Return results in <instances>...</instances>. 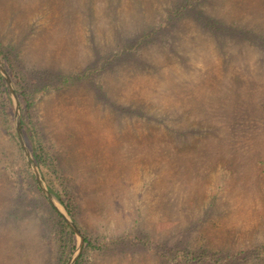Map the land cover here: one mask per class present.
<instances>
[{
  "label": "rangeland",
  "instance_id": "1",
  "mask_svg": "<svg viewBox=\"0 0 264 264\" xmlns=\"http://www.w3.org/2000/svg\"><path fill=\"white\" fill-rule=\"evenodd\" d=\"M0 46L94 244L82 264H178L177 249L264 264V0H0ZM14 113L0 264H58Z\"/></svg>",
  "mask_w": 264,
  "mask_h": 264
},
{
  "label": "trees",
  "instance_id": "2",
  "mask_svg": "<svg viewBox=\"0 0 264 264\" xmlns=\"http://www.w3.org/2000/svg\"><path fill=\"white\" fill-rule=\"evenodd\" d=\"M180 9L179 8L175 9V12L177 13L181 12ZM207 21L215 24L218 23L217 20H214L212 18H207ZM219 26L220 28L222 27V25ZM0 51L4 63L6 65V68L9 71L10 75L12 76L14 85L16 87L19 96L21 109H22V127L26 141L34 155V158L38 166L40 167L48 183L50 191L65 205V207L67 208L73 219L76 221L75 212H74L75 205L72 201V198L69 195V192L66 191L63 182L62 181L57 182L53 178L52 164L50 163L47 153L43 148L40 135L38 134V131L36 130L33 121L31 120V106L33 100L29 98V94L24 89L20 81V78H18L13 68V64L8 60L5 50L1 46H0ZM0 109L7 117H11L12 114L14 113V107H13L12 99L10 97V91L4 77L1 74H0ZM8 132L13 137L17 138L15 126L11 120L9 121ZM30 173L34 181L36 182V186L38 190L41 192L43 197L47 199V197L39 187L35 175L32 172ZM49 205L51 207V211L49 212L50 219L53 220V218H56L57 216V220L54 221V228H53L56 229L54 230L56 235L52 236V239L50 241L51 248L54 245H58V247L60 248L59 249L60 256H59L58 264H65L67 257L71 254L72 250L75 247L74 231L69 226L67 221L63 218V216L50 203ZM18 212L19 210L15 206L10 207L9 212H7L3 217L4 222L11 220L12 218L10 217L12 216H14L15 218H19L20 214H18ZM13 229L14 228H11L10 232L8 233L13 235L16 232V231L14 232ZM52 232L53 231H51L50 234H52ZM88 247H94V244L89 239V237L85 235L84 249ZM257 254L260 256H264V246H260L258 248ZM172 255H173V259L178 264H223L227 261L224 258H222V256H220L218 253L207 252V251H199L198 253H193L192 251L189 250L177 249L173 251ZM76 264H82L81 258L77 260Z\"/></svg>",
  "mask_w": 264,
  "mask_h": 264
},
{
  "label": "water",
  "instance_id": "3",
  "mask_svg": "<svg viewBox=\"0 0 264 264\" xmlns=\"http://www.w3.org/2000/svg\"><path fill=\"white\" fill-rule=\"evenodd\" d=\"M0 72L3 75V77L6 79L7 85L9 86L10 89V95L14 104L15 108V113H14V121L16 125V130H17V135L20 141V144L23 148L24 154L26 156V159L28 160L30 167L32 171L35 174V177L37 179L38 185L42 189V191L45 193L47 196L48 200L52 204V206L63 216V218L67 221V223L70 225V227L73 229L77 236V243L75 246V249L73 253L71 254L70 258L68 259L66 264H75L76 260L78 257L81 255V252L83 250V245L85 241V237L82 234L81 230L73 220L71 214L65 207V205L55 196L51 193L44 177L43 174L30 150L28 147L24 134H23V129H22V120H21V107H20V102L19 98L16 92V89L14 87L12 78L8 71L6 70V67L3 63V59L0 53Z\"/></svg>",
  "mask_w": 264,
  "mask_h": 264
}]
</instances>
